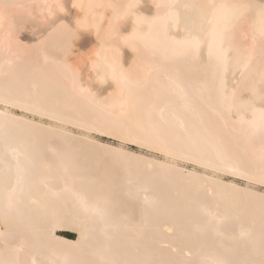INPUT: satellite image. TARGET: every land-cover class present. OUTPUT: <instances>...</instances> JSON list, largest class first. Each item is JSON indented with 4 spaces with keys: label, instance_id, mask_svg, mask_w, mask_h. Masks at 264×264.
<instances>
[{
    "label": "bare ground",
    "instance_id": "1",
    "mask_svg": "<svg viewBox=\"0 0 264 264\" xmlns=\"http://www.w3.org/2000/svg\"><path fill=\"white\" fill-rule=\"evenodd\" d=\"M250 185L264 0H0V264H264Z\"/></svg>",
    "mask_w": 264,
    "mask_h": 264
},
{
    "label": "rangeland",
    "instance_id": "2",
    "mask_svg": "<svg viewBox=\"0 0 264 264\" xmlns=\"http://www.w3.org/2000/svg\"><path fill=\"white\" fill-rule=\"evenodd\" d=\"M72 136H79L80 137V133L78 132L77 129H73V132L71 133ZM69 134V135H71ZM92 136L95 138L94 141H96L98 144H101L103 146H110V147H113V148H119L121 146H125L124 148L127 149L128 151L130 152H134L136 154H139V155H143L149 159H155L159 162H162L163 159L161 156L159 155H156L154 153H151L149 151H147L146 149H142V148H139L138 146H136L135 144H131V143H128V144H125L123 145L121 142H119L118 140H114L112 138H110L109 136L107 135H101L100 133H97V132H93L92 133ZM175 167V165H173ZM177 168L181 171H189V170H194L196 169L197 172L199 173H202L201 168H199L198 166H193V164L191 163H184V162H178V166ZM233 180V178H230V177H224L223 181L225 183H228V182H231ZM236 184L239 185V187H246V182L239 179V180H236ZM251 188L254 189L255 193H258L260 195H264V188L262 187H253L252 185H250ZM202 197L203 199L206 201V202H213L214 201V198L212 197V195H208V194H202ZM233 223H238V220H234ZM60 234L64 237H67L71 240H77L78 239V233L73 231V230H70V229H64L62 232H60ZM70 262L74 263L76 262L75 259H70ZM41 264V263H40Z\"/></svg>",
    "mask_w": 264,
    "mask_h": 264
}]
</instances>
